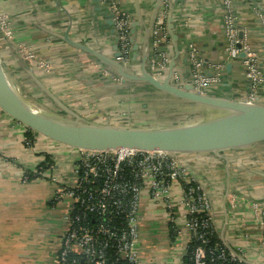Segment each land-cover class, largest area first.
Instances as JSON below:
<instances>
[{"label": "crops", "instance_id": "1", "mask_svg": "<svg viewBox=\"0 0 264 264\" xmlns=\"http://www.w3.org/2000/svg\"><path fill=\"white\" fill-rule=\"evenodd\" d=\"M116 2L128 15L130 24L139 23L129 31L138 48L134 52V45L130 44V66L138 71L147 41L151 44L153 39L156 20L153 24L152 17L157 0ZM168 3L178 36L176 69L179 73L183 71L178 85L189 82L184 60L187 46L193 44L205 63L206 75L212 73L213 63H219L222 68L220 81L210 88L214 94L264 105V82L252 89L241 58L230 59L226 55L222 0H167ZM233 7L236 25L258 54L264 77V1L233 0ZM0 10L10 16L14 32L11 43L0 37V57L12 76L35 99L57 111L54 102L45 95L46 90L67 109L99 124L163 125L161 119L167 116L163 105H167L162 102V96L143 92L141 85L118 86L95 59L64 41L68 35L76 43L112 56L114 29L107 23L104 14L108 13L100 2L0 0ZM166 39L163 51L167 56L174 55L175 46L170 43L169 35ZM18 44L31 48L39 59L48 63L49 70H34L32 63L21 61L15 48ZM67 148L39 134L29 135L26 127L4 113L0 115V264H54L61 246L67 205L65 199L56 197L74 181V157ZM263 155L264 148L254 152H226L220 159L196 154L181 157L191 180L210 201L209 216L214 232L226 249L248 264H264L251 207L253 202L264 207ZM47 161L50 167L40 178L23 182ZM257 170L263 174L253 172ZM183 211L174 209L171 229L168 212L154 206L146 196L142 198L139 264H183L190 240L183 224Z\"/></svg>", "mask_w": 264, "mask_h": 264}, {"label": "built area", "instance_id": "2", "mask_svg": "<svg viewBox=\"0 0 264 264\" xmlns=\"http://www.w3.org/2000/svg\"><path fill=\"white\" fill-rule=\"evenodd\" d=\"M99 1L112 15L114 34L121 53L118 60L128 64L131 55L129 17L116 0ZM167 8L165 0L155 22L150 55V71L160 78L164 76L168 63L164 49L159 48L160 43L167 42ZM222 9L226 55L236 59L241 52L245 54L241 58L243 69L250 87L257 89L264 82L258 54L244 36L242 40L238 39L240 29L236 25L233 0H222ZM0 37L10 43L14 38L10 16L1 10ZM15 48L24 62L33 64L34 70H49L48 63L39 59L31 48L23 44ZM189 59V82L195 92L203 93L220 81L221 66L214 65L212 75H206L203 60L198 57V49L193 44L189 46ZM105 75L108 76L107 73ZM174 82L178 84V78ZM67 149L74 157V181L63 187L56 197L65 199L67 205L61 246L54 264H139V214L144 196L154 206L163 207L171 223L175 220L174 209L184 210L183 224L190 234L189 243L193 240L200 242L193 252L192 264H206L204 245L208 233L214 230L209 216L210 201L191 180L181 162L182 154L131 149ZM34 174L38 179L42 172L35 171ZM27 181L25 177L23 182ZM191 183L196 186H191ZM176 199H179L178 203H175ZM251 207L253 224L257 227L264 254V207L258 202H253ZM233 252L229 251L228 256L232 262L247 264ZM226 255L225 250H219L218 258L224 259Z\"/></svg>", "mask_w": 264, "mask_h": 264}, {"label": "water", "instance_id": "3", "mask_svg": "<svg viewBox=\"0 0 264 264\" xmlns=\"http://www.w3.org/2000/svg\"><path fill=\"white\" fill-rule=\"evenodd\" d=\"M99 3V0H93ZM165 0H157L154 6L152 22L154 24ZM104 14V13H103ZM107 23L113 26L112 15L104 14ZM166 31L173 43L174 55L167 56L168 63L164 76H155L150 71V55L152 49L148 43L143 51L142 63L138 71H134L130 63L119 61L121 56L118 39L115 37L112 56H106L100 51L76 43L64 36V41L78 49L105 69L104 74L113 77L118 86L126 88L141 85L143 92L157 93L162 96L166 115L161 120L163 125L150 127H129L99 124L87 120L63 106L59 100L44 90L54 103L57 111L35 99L19 80L12 76L0 57V110L35 134H39L57 144L68 148L88 151H110L131 149L137 151H161L172 154H196L223 158L226 152H254L264 144V105L257 102L238 101L214 94L210 88L203 93L193 90L190 82L178 85L175 78H182L183 71L176 69L178 57V36L174 32L172 7L168 3L166 13ZM139 23L129 24L134 28ZM155 26V25H154ZM153 26V30H154ZM129 28V31H130ZM134 33V30L131 31ZM114 34V30H113ZM243 31L238 33L242 40ZM133 51L137 45L129 36ZM189 44L184 64V73L190 76ZM166 43H160L159 48H165ZM240 47V44L237 45ZM245 54L241 52L239 58ZM18 57V56H17ZM198 57L202 59L198 51ZM23 61L20 57H18ZM24 62V61H23ZM219 65V63H213ZM205 67V63H203ZM227 65L226 69H229ZM32 70V69H30ZM212 74H208L211 76ZM190 81V79H189ZM141 92V91H140ZM172 102L186 103V106L172 109ZM163 109V108H162ZM164 109V110H165ZM262 175L260 170L253 171ZM233 252L232 250H229ZM234 253V252H233ZM235 254V253H234ZM236 255V254H235ZM238 258L244 261L238 256ZM246 263V262H245ZM107 264V263H106ZM248 264V263H247Z\"/></svg>", "mask_w": 264, "mask_h": 264}, {"label": "trees", "instance_id": "4", "mask_svg": "<svg viewBox=\"0 0 264 264\" xmlns=\"http://www.w3.org/2000/svg\"><path fill=\"white\" fill-rule=\"evenodd\" d=\"M171 108L174 110H177V108L179 107H184L186 106V103L182 102V103H178V102H172L170 104ZM33 132L28 130V134L31 135ZM50 167V162H45L42 165L37 167V170L39 173L47 170ZM37 176V174H28L27 178L28 181L35 179ZM191 186L195 187L196 185L194 183L190 184ZM170 228H173V223H169ZM200 245L199 241L193 240L191 241L186 248L185 251V256L183 258V264H192V255L193 252L195 250V248ZM206 254H207V260H206V264H243L241 262H232L230 260L229 256V251L225 248V246L223 245V243L221 242V240L219 239V237L216 235V233L211 232L210 234L208 233L207 237H206V244L204 245ZM223 249L226 252V257L224 259H220L218 258V254H219V250ZM123 264V263H122Z\"/></svg>", "mask_w": 264, "mask_h": 264}, {"label": "rangeland", "instance_id": "5", "mask_svg": "<svg viewBox=\"0 0 264 264\" xmlns=\"http://www.w3.org/2000/svg\"><path fill=\"white\" fill-rule=\"evenodd\" d=\"M262 147L264 148V144L259 145L256 150L263 149Z\"/></svg>", "mask_w": 264, "mask_h": 264}, {"label": "flooded vegetation", "instance_id": "6", "mask_svg": "<svg viewBox=\"0 0 264 264\" xmlns=\"http://www.w3.org/2000/svg\"><path fill=\"white\" fill-rule=\"evenodd\" d=\"M62 233H63V231H62ZM62 233H61V235H60V239H61V237H62ZM60 242H61V240H60Z\"/></svg>", "mask_w": 264, "mask_h": 264}, {"label": "bare ground", "instance_id": "7", "mask_svg": "<svg viewBox=\"0 0 264 264\" xmlns=\"http://www.w3.org/2000/svg\"><path fill=\"white\" fill-rule=\"evenodd\" d=\"M263 157H264V155H263Z\"/></svg>", "mask_w": 264, "mask_h": 264}]
</instances>
